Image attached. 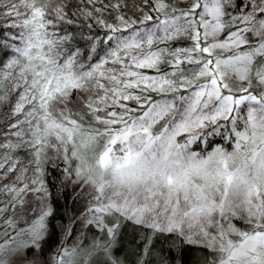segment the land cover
<instances>
[{"label":"snow or ice","instance_id":"obj_1","mask_svg":"<svg viewBox=\"0 0 264 264\" xmlns=\"http://www.w3.org/2000/svg\"><path fill=\"white\" fill-rule=\"evenodd\" d=\"M161 240L264 264V0H0V264Z\"/></svg>","mask_w":264,"mask_h":264},{"label":"trees","instance_id":"obj_2","mask_svg":"<svg viewBox=\"0 0 264 264\" xmlns=\"http://www.w3.org/2000/svg\"><path fill=\"white\" fill-rule=\"evenodd\" d=\"M52 176L54 178H57V183H58V177L60 176L59 170L52 171ZM73 197H74V193L71 188L62 190V194L58 197V203H57V211L59 213V215L57 216L58 220L61 219L62 217H65L66 210L68 213L73 211L79 212L80 203L75 202ZM53 223L55 224V221ZM59 240H60V232L59 230H55L53 236L45 246L44 249L45 255L49 254L55 249L56 245L59 243ZM130 241H131V230L127 229L124 236L125 250L128 247H131ZM157 247H158V252L162 251L163 254L170 261V264H195L198 257L197 250L192 247H185L182 251L178 252L176 249H169L167 242L163 240L158 242Z\"/></svg>","mask_w":264,"mask_h":264},{"label":"rangeland","instance_id":"obj_3","mask_svg":"<svg viewBox=\"0 0 264 264\" xmlns=\"http://www.w3.org/2000/svg\"><path fill=\"white\" fill-rule=\"evenodd\" d=\"M80 209H81V204H80V207H79V211H80ZM129 230H131V228H129Z\"/></svg>","mask_w":264,"mask_h":264}]
</instances>
